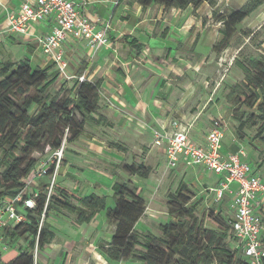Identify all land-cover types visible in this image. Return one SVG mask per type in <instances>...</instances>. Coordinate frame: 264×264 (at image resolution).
Wrapping results in <instances>:
<instances>
[{"label": "trees", "instance_id": "obj_1", "mask_svg": "<svg viewBox=\"0 0 264 264\" xmlns=\"http://www.w3.org/2000/svg\"><path fill=\"white\" fill-rule=\"evenodd\" d=\"M134 1L143 9L157 6L165 10H186L191 7L194 11L207 3L214 9V15L218 13L215 10L218 0ZM263 5L264 0H248L230 15L219 17L223 27L219 31L220 40L214 46L217 55L229 47L243 22ZM137 43V40L131 42L141 51L143 46ZM238 64L244 78L231 87L226 99L233 107H246L253 113L246 118L243 113L237 118L240 123L237 134L241 137V130L260 124L258 136L261 137L264 134V53ZM60 77L55 64L40 68L33 66L28 58L0 62V200L15 198L25 191L39 164L34 154H44L47 148L53 152L61 148L65 140L73 144L81 138H90L88 125L112 126L102 113L100 81L80 82L75 78L71 86L68 84L69 88L66 83L54 92ZM114 147L125 150L120 144ZM126 172L142 179L152 174L150 167L136 164L127 165ZM52 174L53 171L48 172L49 176ZM40 184L36 208L25 212L27 221L4 231L10 248L0 255L4 264H36V248L42 251L56 237L45 219L51 211L69 215L77 225L90 224L98 214L105 212L114 233L111 241L102 240L98 245L108 264L128 261L136 264H250L244 254L238 255L243 250L232 233L231 219L216 220L215 228L201 224L198 202L186 182H181L169 196L168 208L173 219L159 225L161 236L136 229L146 213V201L120 178L113 185V207L108 206V196L92 193L80 197L63 187H58L48 197V181L41 180ZM22 239L28 241L25 248L17 246ZM230 242L237 243L235 250L231 249Z\"/></svg>", "mask_w": 264, "mask_h": 264}, {"label": "crops", "instance_id": "obj_2", "mask_svg": "<svg viewBox=\"0 0 264 264\" xmlns=\"http://www.w3.org/2000/svg\"><path fill=\"white\" fill-rule=\"evenodd\" d=\"M26 1L31 0H0V62H17L28 58L33 66L47 68L54 63L43 53L38 38L50 34L55 22L46 20L36 23L27 35L11 33L8 28L7 16L18 11ZM73 1L98 27L110 26L108 33L111 44L97 53L90 54L88 43L73 37L68 38L62 47L68 62V74L73 79L85 76L87 80L100 81L101 104L106 114L102 113L112 124L110 128L96 127L98 133L79 140L84 154L90 153L99 158L103 155L122 157L130 153L137 154L143 148L141 143L147 141V151L150 154H162L166 161V144L154 146L153 132H171L174 121H184V124L193 119L197 120L192 126L191 138L196 143L205 145L213 120L225 113L222 107L217 106L213 115L206 114L207 103H198L197 111L190 108V102L195 98L193 95H200L194 90L196 86L193 84V76L196 77L197 74L193 65L209 58V54L200 52V47L210 46L212 51L219 34V31H209L210 22L205 23L202 19L204 13L209 17L212 9L210 5L205 3L194 11L191 7L186 10H165L157 6L143 9L134 0ZM220 24V21L217 22V26ZM133 40L143 46L141 51L131 44ZM184 53L195 55L192 63L184 64L187 62ZM158 60L165 65L159 66L156 63ZM170 60L173 63H168ZM151 65L157 67V70L152 71ZM71 80H68L69 85L72 84ZM226 136L227 132L224 137V153H238L240 145L229 139L226 146ZM109 138L115 140V144L125 143V150L114 147L115 144L108 148L106 140ZM179 168L201 169L186 167L184 164ZM35 182L40 184V181H34L32 186ZM220 182L221 179L217 182L218 188ZM62 185L70 189L68 182H63ZM32 189L40 191L38 187L33 186ZM236 189L237 186L233 184L232 193L226 192L232 196V200ZM108 198V206L113 207L115 203ZM60 213L59 216H49L47 219L56 237L42 252L54 255L49 264H88L81 256V249L85 248L90 239L89 234L92 237L96 235L98 243L102 240L109 242L114 227L108 223L105 212L98 214L92 223L83 225H77L72 217ZM108 227L112 231L109 232ZM7 242L5 238L0 241V255L10 250L5 248ZM61 252L65 253L63 258L60 257ZM96 254L100 253H94L95 264H108L101 254L99 263ZM0 264H4L1 259Z\"/></svg>", "mask_w": 264, "mask_h": 264}, {"label": "rangeland", "instance_id": "obj_3", "mask_svg": "<svg viewBox=\"0 0 264 264\" xmlns=\"http://www.w3.org/2000/svg\"><path fill=\"white\" fill-rule=\"evenodd\" d=\"M245 1L247 0H218L217 7H215V10L218 12L217 14H213L214 9L212 8L210 10L211 13L208 14L209 17H207L206 13L202 15V19L205 20V23H207V21L210 22L209 26H211V28L209 31H220L223 25L220 24L217 26L219 17L230 15ZM263 6L243 22L238 29V33L231 40L229 47L223 50L219 55L214 51V46L220 40V34H218L212 51L210 50V46L202 45L200 47V52L207 55L209 54V58L206 60H199L195 66L193 65V70L197 74L196 77L193 76V84L196 86L194 90L200 95H193L195 98L190 102V108H193L195 111H197L196 108L198 107V103H207L208 106L206 105L207 108L205 110L206 114L212 113L213 115L217 106L223 108L225 113L215 119H222L227 125L226 146L229 144V139L238 143L246 153L244 161L248 162L252 167H255L262 178H264V134L261 137L258 136L260 124L253 128L241 130L240 137L237 134L240 124L237 118L241 117L243 113L245 114L244 118H246L248 115L252 114L253 111L246 107H233L227 102L226 96L231 87L244 78L243 71L239 67L238 62H244L248 57H260V55L264 53ZM246 34H249L250 37ZM89 49L90 54L99 51H93L90 47ZM184 55V59L187 61L184 64L187 65V63L193 62L195 58L194 54L191 53L188 55L184 53ZM163 58H165V56H163ZM141 63L144 64V62ZM156 63H158L159 66L165 65L161 60H158ZM168 63H173V61L170 60ZM186 68H188V66H186ZM155 69L157 70V67L152 66V71ZM67 81V79L60 77L59 81L54 86V92L60 90V87L66 83L69 88V82ZM102 112L106 114L104 108H102ZM196 120L197 119H193L189 124L194 126ZM183 122L184 121L181 123ZM184 124L186 125L187 123ZM95 128L96 127L88 125L87 133H98ZM115 142V140L109 138L106 140V145L108 148H111ZM147 143V141L141 143L143 148L141 151H138L137 154L130 153L122 157L103 155L102 158L90 153L84 154L80 141L73 144L67 143L65 158L58 173L55 189L63 187V182H68L69 190L80 197L96 192L99 195L108 196L112 199L110 195L113 194V185L118 178H120L129 183L131 189L141 193L146 201V213L138 223L136 229L140 232H151L156 236H161L159 225L168 223L173 219L169 212L168 200L169 196L176 192L181 182H186L190 185L192 196L198 202L197 215L203 226L215 228L216 220L221 221V219H223L227 221L232 219V196L225 193L221 200L217 199L215 190L218 188V180L221 179L219 175L207 171L204 168L195 170H184V168L179 167L176 169H169L162 154H150V152L147 151ZM122 144L123 147L126 145L125 143ZM47 153L48 148L45 150L44 154L36 153L34 157L40 162L45 159ZM130 164L150 167L152 170L151 176L148 179L131 176L126 172V166ZM259 165H261V167H259ZM114 173L116 175H113ZM46 180L48 181V179ZM42 183H45V181ZM33 186L34 188L38 187V189L42 188V184H38V182H35ZM59 214L61 213L51 211L45 219L47 220L49 216H59ZM108 229L109 232L110 230L112 231L111 228L108 227ZM88 237H90V239L87 240L85 248L81 249V256L86 259L88 264H95L94 253H100V246L98 245L96 235L92 237L89 234ZM92 238L95 240L93 241ZM29 240H32V238ZM27 245L28 241L22 239L18 242L17 246L25 248ZM230 247L232 250H235L237 248V243L230 242ZM242 254V251L238 253V255L241 256ZM64 255V252L60 253L61 258H63ZM52 256L50 252L44 254L39 249L34 252L36 264H49L51 260L54 259ZM72 258H74V256ZM96 258L100 263V254H96ZM57 264L61 263L58 262ZM112 264L136 263L128 261Z\"/></svg>", "mask_w": 264, "mask_h": 264}, {"label": "built area", "instance_id": "obj_4", "mask_svg": "<svg viewBox=\"0 0 264 264\" xmlns=\"http://www.w3.org/2000/svg\"><path fill=\"white\" fill-rule=\"evenodd\" d=\"M46 20L55 22L50 34L38 38L43 53L57 66L60 76L71 80L68 62L62 50L68 38L86 41L93 51L111 44L109 25L98 27L81 11L73 0H31L21 4L19 10L7 16L11 33L27 35L36 23ZM82 82L85 76L78 77ZM226 124L215 119L207 135L206 144H198L191 138L192 125L174 121L171 132L154 131V146L166 144V162L169 169L181 164L186 167H201L221 176L220 187L215 190L221 200L226 192H233L231 230L238 245L250 264L264 263V179L255 167L244 161V149L236 154L224 153ZM66 140L61 148L47 153L39 162L32 180L25 191L12 199L0 200V241H4V231L27 221L26 210L36 208L39 191L32 189L34 181L48 179V197L55 189L58 173L66 153ZM49 171H53L51 176ZM27 195V197H25ZM44 219V215L42 221ZM8 249V246H5ZM37 251V249H36Z\"/></svg>", "mask_w": 264, "mask_h": 264}]
</instances>
